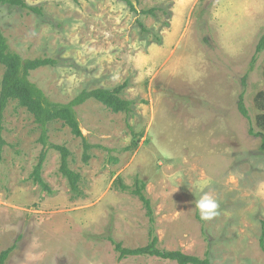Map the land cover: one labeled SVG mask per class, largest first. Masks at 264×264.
<instances>
[{
  "label": "rangeland",
  "instance_id": "obj_1",
  "mask_svg": "<svg viewBox=\"0 0 264 264\" xmlns=\"http://www.w3.org/2000/svg\"><path fill=\"white\" fill-rule=\"evenodd\" d=\"M41 13L0 7V30L24 59L53 58L30 73L53 102L128 83L134 103L115 114L96 101L78 108L83 134L99 148L89 164L69 128L55 123L49 142L72 152L82 196L72 198L49 150L43 179L30 180L44 149L34 118L16 103L5 112L0 159V254L7 264H177L155 257L119 261L113 239L148 245L150 222L128 192L147 184L159 249L213 264H264V152L251 136L264 93V0H24ZM153 13H143L150 12ZM255 59V61H254ZM5 69L0 65V90ZM251 117L238 109L241 95ZM207 182V183H205ZM219 201L202 221L195 201Z\"/></svg>",
  "mask_w": 264,
  "mask_h": 264
},
{
  "label": "trees",
  "instance_id": "obj_2",
  "mask_svg": "<svg viewBox=\"0 0 264 264\" xmlns=\"http://www.w3.org/2000/svg\"><path fill=\"white\" fill-rule=\"evenodd\" d=\"M127 3L133 12H137L131 0H119ZM9 6L27 10L31 13H41L39 8H33L26 4L24 0H0V7ZM143 13H153L143 12ZM264 52V35L261 38L256 55ZM255 61V59H254ZM58 61L53 58H37L24 59L19 53L11 50L8 40L0 30V65L4 67L5 72L1 82L0 90V159L3 150L6 146V141L3 137L5 130V112L11 103H16L19 108L25 109L38 125L41 136L39 142L42 143V150L38 163L30 176V180L34 185L39 186L42 191L53 194L49 185L43 179V170L47 161L49 150H56L60 153V169L59 172L66 179L72 198L82 196L81 191V174L71 168L70 159L72 152L65 146L54 145L49 142L50 128L55 123H61L64 127L70 129L72 135L79 138L82 142L84 164L89 162L94 157L92 153L94 149L99 148L91 144L88 138L83 134L81 122L78 116V108L88 101H96L115 114L130 113L134 103L125 99L124 92L128 87V83H124L114 89H95L91 91H83L76 98L68 103H57L51 101L44 91L30 80V73L43 67L56 66ZM256 107L259 111L256 117V125L260 129L259 132H254L253 127L250 128L251 136L261 139L260 150L264 152V93H259L256 97ZM240 114L251 121L249 110L244 103V95L240 97L238 104ZM123 192H128L137 197L143 204L147 217L150 222L149 243L147 246L135 250L124 248L122 243H117L113 239L109 241L114 245V249L119 253V261L130 257H155L162 260L175 262L177 264H213L209 256L199 258L193 255H188L182 251H164L159 249V238L156 230L155 211L152 201L147 196V184L141 178H137L133 187H128L118 179ZM16 249L12 246L4 250L0 254V264H7L11 254Z\"/></svg>",
  "mask_w": 264,
  "mask_h": 264
},
{
  "label": "clouds",
  "instance_id": "obj_3",
  "mask_svg": "<svg viewBox=\"0 0 264 264\" xmlns=\"http://www.w3.org/2000/svg\"><path fill=\"white\" fill-rule=\"evenodd\" d=\"M195 208L202 221H210L219 215L220 204L216 198L205 192L195 201Z\"/></svg>",
  "mask_w": 264,
  "mask_h": 264
},
{
  "label": "crops",
  "instance_id": "obj_4",
  "mask_svg": "<svg viewBox=\"0 0 264 264\" xmlns=\"http://www.w3.org/2000/svg\"><path fill=\"white\" fill-rule=\"evenodd\" d=\"M10 259V258H9Z\"/></svg>",
  "mask_w": 264,
  "mask_h": 264
}]
</instances>
